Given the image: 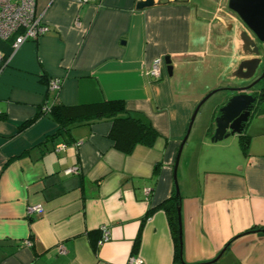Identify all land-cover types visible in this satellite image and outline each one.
Here are the masks:
<instances>
[{
    "label": "crops",
    "instance_id": "1",
    "mask_svg": "<svg viewBox=\"0 0 264 264\" xmlns=\"http://www.w3.org/2000/svg\"><path fill=\"white\" fill-rule=\"evenodd\" d=\"M140 1L36 0L48 31L0 74V264H264V110L240 135L213 142L218 110L232 96L217 92L189 129L207 94L237 86V36L246 28L228 0H154L136 10ZM11 43L0 44L7 55ZM156 58L164 59L159 79L148 75ZM51 79L60 81L55 93ZM255 93L264 103V79ZM111 101L150 124L151 147L125 155L110 121L61 128L39 113ZM187 132L176 171V261L159 206L175 191ZM36 205L42 212L27 214ZM101 226L110 237L99 246Z\"/></svg>",
    "mask_w": 264,
    "mask_h": 264
},
{
    "label": "water",
    "instance_id": "2",
    "mask_svg": "<svg viewBox=\"0 0 264 264\" xmlns=\"http://www.w3.org/2000/svg\"><path fill=\"white\" fill-rule=\"evenodd\" d=\"M154 5V0H143L136 4V10H143ZM228 9L238 17L248 32H240L237 36L239 54L244 58L233 75L239 82L235 87L213 90L207 94L197 105L189 123L190 129L197 111L213 94L217 92L232 94L219 108L218 116L214 120L215 130L212 137L213 142L222 141L233 135H240L253 111L257 108L264 110V103L258 100L259 97L255 93L256 85L264 79V57H262V49H264V0H228ZM165 64L167 65L169 75H171L172 67L168 58L165 59ZM258 71H261L260 76H258ZM188 132L177 152L173 168L176 196H179L176 171L182 146L187 139ZM179 213L180 207L177 209L178 223L180 225ZM221 254L222 252L219 256ZM215 260L212 262H215ZM181 263L184 264L182 260Z\"/></svg>",
    "mask_w": 264,
    "mask_h": 264
},
{
    "label": "trees",
    "instance_id": "3",
    "mask_svg": "<svg viewBox=\"0 0 264 264\" xmlns=\"http://www.w3.org/2000/svg\"><path fill=\"white\" fill-rule=\"evenodd\" d=\"M39 113L40 115H50L61 128L94 121H110L112 122V128L109 137L115 148L125 155H129L137 145L151 147L157 138L156 132L148 122L138 115L126 111L123 103L119 101L82 105L76 108H65L54 103L46 112L40 111ZM32 122L33 120L24 123L20 130L26 128ZM180 202V196H176L174 191L171 197L159 206L168 220L174 242V259L176 261L181 259L182 254L177 215Z\"/></svg>",
    "mask_w": 264,
    "mask_h": 264
},
{
    "label": "built area",
    "instance_id": "4",
    "mask_svg": "<svg viewBox=\"0 0 264 264\" xmlns=\"http://www.w3.org/2000/svg\"><path fill=\"white\" fill-rule=\"evenodd\" d=\"M81 3L88 0H79ZM48 31V27L43 21L42 15L36 8V0H0V44L11 40L10 51L7 55L0 46V74L8 65L10 58L26 42H36ZM164 66L163 58H156L150 67L148 75L153 79H159ZM60 88V81L51 79L48 82V91L57 92ZM47 110L46 108L44 109ZM63 146H60V150ZM58 149V150H59ZM74 170H67L70 174ZM27 214L41 213L42 208L38 205L29 206ZM100 239L98 245L101 246L109 240L110 234L105 226L99 228ZM58 253H64L62 247L58 248ZM127 264H142L138 257L129 258Z\"/></svg>",
    "mask_w": 264,
    "mask_h": 264
},
{
    "label": "flooded vegetation",
    "instance_id": "5",
    "mask_svg": "<svg viewBox=\"0 0 264 264\" xmlns=\"http://www.w3.org/2000/svg\"><path fill=\"white\" fill-rule=\"evenodd\" d=\"M260 75H261V73H260ZM260 75L258 74V76H260ZM258 76H257V77H258ZM257 77H256V78H257ZM260 82H261V81H260ZM260 82H259V83H260ZM259 83H258V84H259ZM258 84H257V85H258ZM257 85H256V86H257ZM255 88H256V87H255ZM258 100H259V99H258Z\"/></svg>",
    "mask_w": 264,
    "mask_h": 264
},
{
    "label": "rangeland",
    "instance_id": "6",
    "mask_svg": "<svg viewBox=\"0 0 264 264\" xmlns=\"http://www.w3.org/2000/svg\"><path fill=\"white\" fill-rule=\"evenodd\" d=\"M262 50H264V49H262ZM260 73H261V72H260V71H258V74H259V75H260Z\"/></svg>",
    "mask_w": 264,
    "mask_h": 264
}]
</instances>
